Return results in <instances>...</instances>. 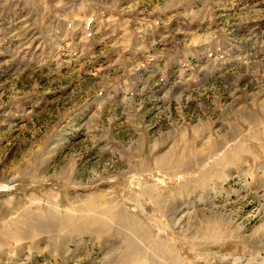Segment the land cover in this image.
Returning <instances> with one entry per match:
<instances>
[{"label": "rangeland", "instance_id": "rangeland-1", "mask_svg": "<svg viewBox=\"0 0 264 264\" xmlns=\"http://www.w3.org/2000/svg\"><path fill=\"white\" fill-rule=\"evenodd\" d=\"M0 264H264V0H0Z\"/></svg>", "mask_w": 264, "mask_h": 264}, {"label": "bare ground", "instance_id": "bare-ground-1", "mask_svg": "<svg viewBox=\"0 0 264 264\" xmlns=\"http://www.w3.org/2000/svg\"><path fill=\"white\" fill-rule=\"evenodd\" d=\"M90 223H87V222H83V224H84V226L87 224L88 225V229L90 230V232L91 233H95V234H97L98 233V230H97V228H98V226L99 227H102V225L99 223V222H97V221H89ZM55 224V223H54ZM53 224V225H54ZM69 222H67L66 224H65V227H64V230H66V228H67V232H68V234H72V233H75V232H77L78 231V229H74V228H72L71 226H69ZM55 226V225H54ZM70 227H71V229H70ZM53 228H55V227H53ZM95 228V229H94ZM101 233H100V235L104 232V230H99ZM168 252V251H167Z\"/></svg>", "mask_w": 264, "mask_h": 264}]
</instances>
